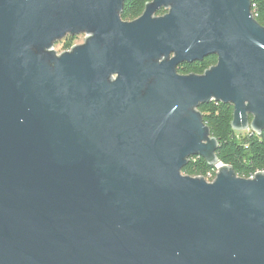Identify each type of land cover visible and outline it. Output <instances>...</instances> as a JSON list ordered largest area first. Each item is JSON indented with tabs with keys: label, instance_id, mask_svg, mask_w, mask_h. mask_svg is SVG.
Masks as SVG:
<instances>
[{
	"label": "water",
	"instance_id": "water-1",
	"mask_svg": "<svg viewBox=\"0 0 264 264\" xmlns=\"http://www.w3.org/2000/svg\"><path fill=\"white\" fill-rule=\"evenodd\" d=\"M123 2L0 0V264H264V172L220 164L197 110L264 129L251 0H151L131 22ZM192 157L211 183L181 174Z\"/></svg>",
	"mask_w": 264,
	"mask_h": 264
},
{
	"label": "trees",
	"instance_id": "trees-1",
	"mask_svg": "<svg viewBox=\"0 0 264 264\" xmlns=\"http://www.w3.org/2000/svg\"><path fill=\"white\" fill-rule=\"evenodd\" d=\"M151 0H124L120 19L131 22L143 13L144 7ZM160 10L157 15H163ZM251 13L255 22L264 28V0H251ZM74 37H68L62 44L64 50H70ZM216 64L215 56H208L200 62L183 63L176 68L177 74L202 75L204 71ZM204 125L211 136L217 140L215 156L222 165L232 168L236 177L248 179L257 173L264 172V129L260 136L248 132L246 136L232 130V107L211 102L198 109ZM251 120V119H250ZM216 167L209 166L203 159L192 157L181 170L183 176L201 178L207 183L214 180Z\"/></svg>",
	"mask_w": 264,
	"mask_h": 264
},
{
	"label": "rangeland",
	"instance_id": "rangeland-1",
	"mask_svg": "<svg viewBox=\"0 0 264 264\" xmlns=\"http://www.w3.org/2000/svg\"><path fill=\"white\" fill-rule=\"evenodd\" d=\"M161 15H157L155 14V17H159ZM69 36H66L64 39L56 42L54 44V47H53V50L56 52L57 55H60L62 54L63 52H67L68 50H64L62 48V44L64 43V41L68 38ZM85 40V35H78V36H74V39H73V43H72V46H78V45H82L83 42ZM247 132H241L240 135L242 136H246ZM216 169L220 167V165H217L215 166Z\"/></svg>",
	"mask_w": 264,
	"mask_h": 264
},
{
	"label": "built area",
	"instance_id": "built-area-1",
	"mask_svg": "<svg viewBox=\"0 0 264 264\" xmlns=\"http://www.w3.org/2000/svg\"><path fill=\"white\" fill-rule=\"evenodd\" d=\"M247 133H248V131H247ZM253 177H254V176H251V177H249L248 179H253Z\"/></svg>",
	"mask_w": 264,
	"mask_h": 264
},
{
	"label": "bare ground",
	"instance_id": "bare-ground-1",
	"mask_svg": "<svg viewBox=\"0 0 264 264\" xmlns=\"http://www.w3.org/2000/svg\"><path fill=\"white\" fill-rule=\"evenodd\" d=\"M262 173V172H261Z\"/></svg>",
	"mask_w": 264,
	"mask_h": 264
},
{
	"label": "flooded vegetation",
	"instance_id": "flooded-vegetation-1",
	"mask_svg": "<svg viewBox=\"0 0 264 264\" xmlns=\"http://www.w3.org/2000/svg\"><path fill=\"white\" fill-rule=\"evenodd\" d=\"M165 14V13H164Z\"/></svg>",
	"mask_w": 264,
	"mask_h": 264
}]
</instances>
